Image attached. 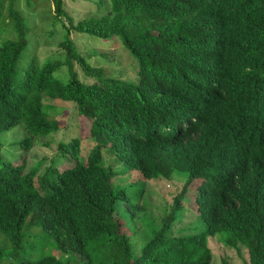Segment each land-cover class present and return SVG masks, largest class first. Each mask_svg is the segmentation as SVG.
Listing matches in <instances>:
<instances>
[{
	"label": "trees",
	"instance_id": "trees-1",
	"mask_svg": "<svg viewBox=\"0 0 264 264\" xmlns=\"http://www.w3.org/2000/svg\"><path fill=\"white\" fill-rule=\"evenodd\" d=\"M49 1L58 18L66 15L64 0ZM111 2L110 15L81 19L68 29L118 37L137 78L124 81L109 74L118 67L91 65L68 33L61 43L68 82L55 76L59 62L32 61L14 83L28 28L20 0H0V20L6 13L18 30L17 39L6 41L0 31V132L23 122L30 135L21 145L30 151L36 138L59 128L44 110L46 99L74 102L75 115L91 126L82 135L113 140L116 155L145 177L185 170L191 181L210 172L196 196L207 229L172 235L187 184L136 257L116 217L117 193L97 144L84 162L60 169L51 160L43 173L46 159L28 171L26 163L0 159V233L17 249L25 225L39 222L63 253L79 255V264H212L208 237L225 232L226 247L240 254L247 248L249 264H264V0ZM75 62L94 81H82ZM80 145L74 138L57 151L71 155ZM19 264L76 263L70 255L50 254Z\"/></svg>",
	"mask_w": 264,
	"mask_h": 264
},
{
	"label": "rangeland",
	"instance_id": "rangeland-1",
	"mask_svg": "<svg viewBox=\"0 0 264 264\" xmlns=\"http://www.w3.org/2000/svg\"><path fill=\"white\" fill-rule=\"evenodd\" d=\"M64 2L66 15L58 18L53 1L20 0V11L28 28L27 47L16 67L13 76L14 83L20 81L32 61L38 64L47 61L59 62L60 66L56 70L55 76L64 83L68 82L70 79L69 58L61 47V43L68 37V33H70V38L74 41L76 49L91 65L112 70L118 67L115 72L109 74L121 76L124 81H133L132 79L137 78V70L131 65V55L122 47V42L118 37V39L113 37L105 39L68 29L70 23L77 24L81 19L110 15L111 0H64ZM0 31L2 41L18 38L16 23L11 21L6 13L0 20ZM115 59V63H111L110 60ZM120 63H122V67L119 68ZM74 68L79 78L85 83L94 81V77L85 74L78 62L74 63ZM74 104V102L62 99H46L44 110L50 118H55L58 121L59 128L45 137L36 138L30 151L21 145V141L30 135L23 122L10 130L1 131L0 159L12 161L16 165L26 163L27 170L39 168L40 160L46 159L42 164L41 172L39 171V173H43L51 160L59 165L60 169L73 165L78 160L84 162L87 151L97 144H102L103 161L101 165L116 174L113 179L119 178V185L116 184L117 188L124 189L130 201L145 206L143 210H134L124 197L119 199L116 206L118 211L116 215L121 218L122 232L129 236L134 255L140 256L143 246L153 238L154 233L163 225L166 213L171 210V206L167 205L169 197L176 195L187 180L189 173L185 170H177L171 177L145 178L139 170L130 169L112 154L109 150L110 143L103 137L92 133L87 137L82 135L91 126L86 123L83 116L75 115ZM74 138L81 141L78 152H70V155L57 151L61 142H69ZM209 175L210 172L202 175V179ZM143 190H146V193ZM193 206H195L193 199L188 198L187 211L183 214L182 219L176 222L175 228H172L173 234L180 235L188 233L192 229L196 231L204 228L205 223L190 210V208L195 210ZM25 227V239L17 249L6 239L5 235L0 233V250L4 253L0 264H19L25 260L35 261L50 254L63 260H66L70 255L74 263H81L79 255L73 252L63 253L53 237L42 228L39 222L33 225L27 223ZM224 234L225 232H220L209 237V245L213 249L212 264H222V258L228 259L229 264H249V255L245 248L240 254L225 247L220 241Z\"/></svg>",
	"mask_w": 264,
	"mask_h": 264
},
{
	"label": "clouds",
	"instance_id": "clouds-1",
	"mask_svg": "<svg viewBox=\"0 0 264 264\" xmlns=\"http://www.w3.org/2000/svg\"><path fill=\"white\" fill-rule=\"evenodd\" d=\"M180 126H175L173 129H172V134H175L176 133V131L178 130V128H179ZM109 143H110V147H109V150H110V152L112 153V154H114L124 165H126L127 167H129L130 169H136V170H139L140 172H141V170L140 169H137V168H133L132 167V165L130 164V166L129 165H127L124 161H122L120 158H119V156H117L116 154V152L115 151H113V146H114V141L112 140V141H108ZM102 150H103V146H102ZM101 150V151H102ZM102 158H103V153H102ZM17 165H19V164H17ZM24 165V164H23ZM28 166V165H27ZM26 171H28L27 170V167H26ZM110 171V170H109ZM188 172V171H187ZM111 175H112V178H111V182L113 183V187H114V190H115V192L117 193V203H118V201H119V199L121 198V197H124L125 198V200L127 201V203H129L130 204V206H132L133 208H134V210H136V209H139V210H143V209H145V206L144 205H138L136 202H132V201H130V198H129V196L127 195V193H126V191L124 190V189H122V190H120V189H118L117 188V185H119L118 183H119V178H116V179H113L115 176H116V174L114 173V172H112V171H110L109 172ZM142 173V172H141ZM189 173V172H188ZM143 174V173H142ZM173 175V174H172ZM172 175H170V176H165V177H171ZM159 176H164V175H159ZM159 176H153V177H145V178H154V177H159ZM211 177V174L209 175V178ZM203 182V179H202V177L201 176H199L197 179H194V180H191L190 181V178H189V175H188V178H187V180L184 182V184H183V186L181 187V189L176 193V195L175 196H171V197H169V199H168V201H167V205H170L171 207V210L170 211H172V209L174 208V205H175V201H176V199L180 196V195H182V193H183V190H184V188H185V186L188 184V190H187V192L183 195V197H182V199H181V201L183 202V208H182V210L177 214V216H176V220H175V222H174V224H173V226L174 225H176V222H178V220L179 219H182V217H183V214L185 213V211H187L186 210V207H188V198H192L193 199V204L195 205V206H193V207H195V210H193L192 208H190V210L191 211H193L194 213H196L197 215H198V218H199V220H201V221H203L204 223L206 222L205 220H203L202 218H201V216L198 214V212L196 211L197 210V204H196V196H197V193H198V190H199V186H200V184ZM117 184V185H116ZM168 187H169V185H168ZM143 192L144 193H146V190H143ZM117 203H116V206H117ZM191 206V205H190ZM116 210V209H115ZM118 213V211L116 210L115 211V214H117ZM166 214H169V212L168 213H166ZM116 217L120 220L121 218H120V216H117L116 215ZM175 228V226L173 227V229ZM206 229H207V227H206V223H205V226H204V228L203 229H198V230H196V231H193V229L191 230V231H189L188 233H183V234H180V235H176V236H178V237H190V236H192V235H195V234H197V233H200V232H204V231H206ZM172 235H175V234H173V231H172ZM215 236V235H214ZM209 237H212L211 235L209 236ZM209 237H208V247H210V245H209ZM221 241V240H220ZM226 247V246H225ZM211 248V247H210ZM227 248V247H226ZM246 250H247V252H248V249L247 248H245ZM211 251H212V255H213V249L211 248ZM249 253V252H248ZM249 255V254H248ZM213 259V258H212Z\"/></svg>",
	"mask_w": 264,
	"mask_h": 264
}]
</instances>
